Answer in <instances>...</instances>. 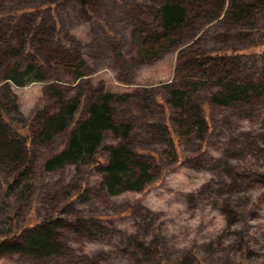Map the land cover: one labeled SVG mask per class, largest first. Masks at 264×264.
I'll use <instances>...</instances> for the list:
<instances>
[{
	"label": "rangeland",
	"instance_id": "obj_1",
	"mask_svg": "<svg viewBox=\"0 0 264 264\" xmlns=\"http://www.w3.org/2000/svg\"><path fill=\"white\" fill-rule=\"evenodd\" d=\"M164 1L0 0L33 8L0 19V106L29 134L0 151V264H264V0L189 4L175 29ZM106 98L101 145L55 165L70 131L47 118ZM120 147L149 177L111 193L98 167ZM50 225L55 242L28 248Z\"/></svg>",
	"mask_w": 264,
	"mask_h": 264
},
{
	"label": "trees",
	"instance_id": "obj_2",
	"mask_svg": "<svg viewBox=\"0 0 264 264\" xmlns=\"http://www.w3.org/2000/svg\"><path fill=\"white\" fill-rule=\"evenodd\" d=\"M202 0H165L160 10L161 20L163 22V27L165 29L169 28H178L181 26L183 20L186 16V6L189 4L192 5H200ZM254 5V3L241 5L239 7L235 6V15L236 18H243L245 13L250 10V6ZM219 8L215 12L213 18L219 17L223 13V6H221V2L218 4ZM229 8H233L230 5ZM33 10L32 7H27L23 10H11L6 11L4 13H0V19H3L6 15L13 16L15 20L19 19L20 16L28 14ZM85 10L89 12L87 6ZM252 15L257 14L258 11L251 12ZM250 17H247V21L249 24ZM5 41L0 42V46L4 45ZM29 46V38L25 40L21 45ZM244 53L243 55H246ZM200 60L201 57H198ZM205 58H209L208 60H212L216 58V56L210 57L207 55ZM6 79L15 82L19 85L18 80L13 77L6 75ZM37 77V76H36ZM106 97L111 98V95L107 94ZM107 98L102 102L92 103L88 109V117L79 121L81 110H82V100L73 101L68 104H64L60 106L58 109L54 111L56 115L47 118L44 131L48 133V136L57 133L58 131L69 130V138L66 142L65 150L62 151V154L55 158L53 161L55 165H61L66 163H77L81 161L84 157H91L92 154L96 151L97 147L101 145L103 132L105 130H111L112 121L110 118V110L107 106ZM5 109L0 106V124L1 126H7L6 130H0V151L9 152L13 147L16 146V143H21L22 141H27L29 134L28 126L20 124L19 121L9 120L4 118ZM69 117V122H67V118ZM0 126V127H1ZM110 152V157L107 160L106 164L99 166V171L103 173V184L107 186L108 191L111 193L119 192L122 189L128 190H137L140 189V186L148 180L149 175L145 168H142L141 174L136 176V171L134 169H130L128 167V162L130 160L129 153L124 147H120L119 149L112 148L108 149ZM29 158L27 159V164L24 166L23 170H26L29 163ZM97 163H101L96 160ZM15 182L14 177L10 179L9 183L6 185V191L9 190V186H11ZM32 226V225H31ZM51 226V225H50ZM29 227V226H28ZM29 227L28 229H31ZM54 228H45L42 229L40 234L31 233L29 239L27 240V247L29 248L32 245L43 246L45 241L51 239L53 243L55 242L53 238ZM14 236L16 232L12 233ZM16 237V236H15ZM5 246L4 241L0 242V247ZM7 247V246H6ZM163 262V261H162ZM161 264H167L166 262Z\"/></svg>",
	"mask_w": 264,
	"mask_h": 264
}]
</instances>
